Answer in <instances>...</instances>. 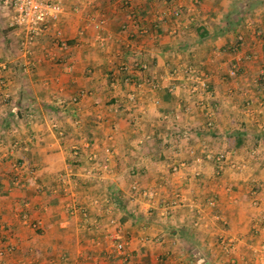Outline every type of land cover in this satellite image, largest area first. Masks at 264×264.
<instances>
[{
	"label": "crops",
	"instance_id": "obj_1",
	"mask_svg": "<svg viewBox=\"0 0 264 264\" xmlns=\"http://www.w3.org/2000/svg\"><path fill=\"white\" fill-rule=\"evenodd\" d=\"M58 1L57 19L33 35L32 59L14 49L24 32L0 1V244L12 247L1 264H264V0ZM20 89L22 110L9 115ZM61 98L67 113L53 110ZM149 141L153 151L142 148ZM108 148L110 170L99 176ZM177 160L184 164L170 171ZM70 175L83 203L101 202L90 207V231L67 219ZM131 182L157 194L135 196ZM104 198L115 203L124 256L97 229Z\"/></svg>",
	"mask_w": 264,
	"mask_h": 264
},
{
	"label": "built area",
	"instance_id": "obj_2",
	"mask_svg": "<svg viewBox=\"0 0 264 264\" xmlns=\"http://www.w3.org/2000/svg\"><path fill=\"white\" fill-rule=\"evenodd\" d=\"M2 3L7 6L10 7L13 14H12V18L13 21L16 23L17 26H19L23 32L24 35L23 37L19 40V49H20V54L22 56H29L32 54V50H31V44L33 41V35L34 33L44 29L47 25L48 22H54L58 15L61 13V11L63 10V6L62 4L58 1V0H2ZM171 15L174 17L179 16L180 12L177 9H173L170 11ZM104 18L99 17L98 19L95 20L93 26L95 29H100L103 25H104ZM172 31H175L174 28H172ZM60 34L59 30H55V36L58 37V35ZM57 46L59 49H63L66 44L64 41H57ZM25 65V63L23 64ZM2 67H5V64H2ZM131 67L133 69L139 70L141 71L144 67L145 64L143 62H139L138 60H135L131 63ZM25 68V66L23 67ZM67 69H70V66L67 65ZM229 73V70H228ZM232 73V72H231ZM3 98H7L9 96L8 91L3 92ZM77 100V97L75 95L70 96L69 97V101L70 102H75ZM65 101V100H62ZM31 113V112H30ZM28 114V117H31V114ZM77 120H75L74 122L76 123ZM50 125L52 128L56 129L57 128V132L58 134H62V130L58 127V124L56 122V120H54L53 118H51L49 120ZM184 134V133H183ZM18 146V142L16 139L11 140V147H15ZM24 149L26 148V146H22ZM72 150L74 153L77 152V146L76 145H72L71 146ZM73 153V154H74ZM111 153L112 151L108 148L106 149V154L105 157L103 158V160L100 163V168L103 171H109L110 170V165H109V161H110V157H111ZM223 154L222 153H218L215 157L214 160L218 163L222 160L223 158ZM13 166L14 169H19L20 165L16 162H13L11 164ZM171 167L173 169H175V165H171ZM219 172V170L217 169L215 171V174H217ZM198 169L193 168V174L197 175ZM85 177H90L91 176V171L90 169H85ZM65 184L62 187V191L64 192V194L70 192L71 190V185L69 182L64 181ZM128 189L130 191H133L135 193H138L140 195H147L148 197H152L156 192L155 190H146V189H141L137 187V184L134 182H131L129 184ZM71 195V194H70ZM74 195V193H73ZM69 196V195H68ZM181 193L179 192H175L173 194V196L170 198L169 202H168V206H172L174 205L178 199L181 198ZM69 198V197H68ZM74 200V198H73ZM70 199L67 202V198H66V207L68 206V212L72 215L75 214L76 210H78V213L80 214V219L79 222L81 223H85L88 225V216L86 214V210L84 209V207H80V206H75V202L72 201L70 203ZM92 202L96 205H101V202L97 199H93ZM103 203L106 207V205L108 206H112L114 207V204L112 201H110L108 198H104L103 199ZM206 204L210 207L215 205V200L212 197H207L206 198ZM107 210V209H106ZM108 211V210H107ZM25 217L26 219V215L22 214V218ZM24 219V218H23ZM106 223L110 224L112 226L111 231L109 232V242H110V247L112 250L115 251V253H117L118 255H122L124 256V250H125V245H126V240H124L123 238H121L120 236H118V227H119V223L116 220V218L113 215H107L106 216ZM29 226L36 229L39 227V220H31L29 222ZM86 226V225H84ZM88 229V226H87ZM8 251L11 249V246H7L6 248ZM4 253V248L1 246L0 247V256H2Z\"/></svg>",
	"mask_w": 264,
	"mask_h": 264
},
{
	"label": "rangeland",
	"instance_id": "obj_3",
	"mask_svg": "<svg viewBox=\"0 0 264 264\" xmlns=\"http://www.w3.org/2000/svg\"><path fill=\"white\" fill-rule=\"evenodd\" d=\"M1 1V3H2V0H0ZM3 4V3H2ZM4 5V4H3ZM5 6V5H4ZM7 7V6H6ZM8 8H10V7H8ZM10 10H11V8H10ZM11 12H12V10H11ZM12 14H13V12H12ZM12 20V27L14 26V25H16V23L13 21V18L11 19ZM17 26V25H16ZM172 32H175V31H172ZM13 47H15L14 49L16 50V52L18 53V54H20V47H19V40L17 41V44L15 45V43L13 44ZM21 55V54H20ZM22 56V55H21ZM31 56H33V54H31V55H29V58H31ZM22 57H25V56H22ZM26 58V57H25ZM32 59V58H31ZM27 60V59H26ZM30 63V61L29 60H27L26 61V63L25 64H29ZM2 64H5L2 60H0V69L1 70H3L5 67H2ZM31 65V64H30ZM66 68H67V66H66ZM2 93L3 92H7L8 90H7V88H6V86H2ZM2 97H3V94H2ZM30 118V117H29ZM183 133V132H182ZM10 144H11V142H9V144H8V147L10 148V149H13V148H15V147H18L17 145L15 146V147H11L10 146ZM69 150L68 151H70L71 150V154H69V155H67L68 156V158L70 159V164H72L71 163V161H72V159L75 157V156H73V153H72V148H71V146L69 145ZM214 162H216L215 160H214ZM217 163V162H216ZM67 164H68V162H67ZM181 164H184L183 163V161L182 160H177V161H175V162H172V164L171 165H175V169H173L172 167H171V165L169 166V169H170V171H175V170H177V167L179 166V165H181ZM72 168V166L70 165V169ZM109 171H104V172H102V170H101V172H99L98 173V175L100 176L102 173H103V175H107V173H108ZM218 175H219V173H217ZM217 174H214V175H216L217 176ZM97 175V174H96ZM103 178H105L104 176H102ZM102 177H100V178H102ZM67 182H69L70 183V185H71V191L70 192H72V193H70L69 194V192L67 193V196H66V198H67V202L69 201V199H70V201L72 202V201H74L75 202V206H80V207H84V209L86 210V214H87V216H88V220L90 219V214H89V212H90V210L92 209V208H90V207H97L98 205H96V204H94L93 202H92V200L93 199H97V198H94V197H89L88 198V200L86 201V200H84V203H83V199H82V196H81V193L79 194V190H77V188H79V186H77V183L79 182L78 180H75V178L74 177H72L71 175L69 176V177H67ZM74 182H77V183H74ZM75 187V188H74ZM148 190H154V189H150V188H147ZM157 191L158 190H156L155 189V194L152 196V197H154L156 194H157ZM129 193H131V194H134L135 196L137 195L136 193H134L133 191H128ZM173 192V191H172ZM73 193H74V195H73ZM171 194V191H170V193L168 194V195H170ZM69 195V196H68ZM69 197V198H68ZM139 197H141L142 199H144V200H146V199H149L150 197H148L147 195H139ZM73 198H74V200H73ZM98 200V199H97ZM70 202V203H71ZM65 206V205H64ZM115 207H113V205L112 206H108V205H106V207H105V205L103 206V209L105 210V209H107V210H105L104 211V215H113L115 218H116V216H115V214H114V212H115V209H114ZM64 210H65V212L67 213V219H69L68 217L69 216H76L77 217V219H80V214L78 213V210H76V212H75V214H70L69 212H68V206L66 207H64ZM93 210V209H92ZM106 216L104 217L105 219H106ZM24 219H25V217H23ZM26 218H27V216H26ZM105 219H103V221L101 222L102 224H96V225H98V227H97V229L99 230V228L100 227H102V229H101V231L100 232H102L104 235H107V233L109 234V232H107V228L108 227H112L110 224H108V223H106L105 221ZM36 220V219H35ZM29 222L30 221H28V219L26 220V223L29 225ZM77 222V231H81L80 229L82 228V230H89L90 231V229L92 228V224H93V222H88V225L87 224H85V223H81V222H79L78 220L76 221ZM106 223V224H105ZM84 225H86V226H84ZM103 225H105V226H103ZM87 226H88V229H87ZM38 228H40V221H39V227ZM92 230V229H91ZM99 232V233H100ZM103 236V235H102ZM104 240L105 239H108L107 237L106 238H104V237H102ZM3 247L4 248V253H3V255L2 256H4V254H6V253H8V252H10L11 251V249L8 251L6 248H7V246H11V243H9V242H6L5 244H0V247ZM2 256H0V259L2 258ZM0 264H1V261H0ZM3 264H5V263H3Z\"/></svg>",
	"mask_w": 264,
	"mask_h": 264
},
{
	"label": "trees",
	"instance_id": "obj_4",
	"mask_svg": "<svg viewBox=\"0 0 264 264\" xmlns=\"http://www.w3.org/2000/svg\"><path fill=\"white\" fill-rule=\"evenodd\" d=\"M198 34L199 35H203L204 34V32H202V31H199L198 32ZM31 50H32V48H31ZM20 66V65H19ZM125 67L123 66L122 68H120V71H125V69H124ZM22 70H23V68L20 66V68H19V70H17V73L20 75V72H22ZM126 76H127V74H125ZM21 77V76H20ZM168 96H169V94H168V92L167 91H165L164 92V94H163V98H168ZM22 98H26V96H25V93H24V91H23V89H20V92H19V96H18V98H17V101H16V104H15V107L13 108V111L12 112H10V114L9 115H12V114H20V111L22 110L21 109V106H20V100L22 99ZM72 103H74V102H72ZM58 106L60 107V108H56V109H53L55 112H57V113H67V109H68V107H67V104H65V102L64 101H62V98L61 99H59V104H58ZM21 109V110H20ZM149 143V144H148ZM155 143L156 142H154V143H151L150 141L149 142H147L142 148H147L148 150H151V151H153V149H155ZM19 145V144H18ZM161 155V154H160ZM162 156V155H161ZM158 157H160V156H154L153 158L154 159H156V158H158ZM14 162H16V163H18L20 166V168H21V166H23L22 164V160H19V159H16ZM129 174L132 176V178H135V177H138V174H139V172L137 173V172H129ZM54 177H55V175H53ZM53 177V178H54ZM55 179H57L56 177L54 178V180ZM56 181V180H55ZM58 181V180H57ZM133 181H135L134 179H133ZM136 182V181H135ZM41 185H43V182H41V181H39V180H36V183H35V185H34V187H33V190L35 191V193H37V191H38V188H40V186ZM57 185H60V181H58V183H57ZM110 193H112V195H110L111 197H112V199L115 201V203L117 204V206L118 207H124V203H123V201H122V198L120 197V194H119V192H115L114 190H110ZM11 249H12V247H11ZM122 256V255H121Z\"/></svg>",
	"mask_w": 264,
	"mask_h": 264
}]
</instances>
